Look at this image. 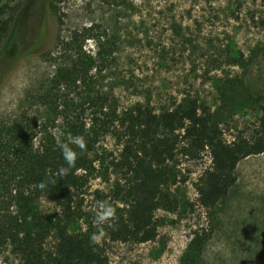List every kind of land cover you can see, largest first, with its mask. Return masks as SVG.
Here are the masks:
<instances>
[{
    "label": "rangeland",
    "instance_id": "obj_1",
    "mask_svg": "<svg viewBox=\"0 0 264 264\" xmlns=\"http://www.w3.org/2000/svg\"><path fill=\"white\" fill-rule=\"evenodd\" d=\"M52 3L53 8L42 3L39 12L18 24L16 3L0 0V26L3 21L10 25L0 41V125L45 114L41 92L69 64L71 42L94 51V42L81 36L82 28L93 24L98 28L95 33L113 40L116 48L92 88L111 93L120 108L143 101L157 109L192 95L210 109L225 139L252 133L264 101V0ZM13 41L20 44L14 56ZM55 130L62 132L59 124ZM100 145L114 155L121 147L110 136ZM210 164L207 151L195 159L177 153L170 185L177 208L156 212L157 236L148 242L112 241L102 230L104 264H181L196 232L208 240L195 264H264V152L238 163L236 183L211 210L199 204L195 190V182ZM116 176L113 172L109 181L90 180L86 210L97 213L95 190L111 193ZM38 205L46 213L58 210L46 198ZM47 246H54L53 237ZM0 264L20 260L6 251Z\"/></svg>",
    "mask_w": 264,
    "mask_h": 264
},
{
    "label": "trees",
    "instance_id": "obj_2",
    "mask_svg": "<svg viewBox=\"0 0 264 264\" xmlns=\"http://www.w3.org/2000/svg\"><path fill=\"white\" fill-rule=\"evenodd\" d=\"M12 1L15 22L21 24L23 8L31 0ZM45 1L35 0L37 12L42 3L53 8L55 0ZM104 1L122 6L127 0ZM9 26L8 21L1 22L0 41ZM82 30L83 40H92L95 49L86 52L83 44L70 43L69 64L39 96L45 114L0 125V256L8 251L20 264H104L101 243L89 240L102 230L112 241L154 240L156 212L174 211L178 205L170 192L171 163L177 153L195 159L208 152L211 164L198 177L195 190L199 204L211 210L236 183L238 163L264 152V101L252 133L231 140L224 138L210 109L192 95L157 109L143 101L120 108L111 93L92 88L112 62L115 42L95 33L98 28L93 24ZM19 49V42L13 41L10 54ZM58 124L60 134L55 130ZM70 136L83 138V152ZM108 136L121 146L116 155L100 145ZM60 142L77 153L75 166L63 176L59 169L67 165L57 146ZM113 172L117 176L111 193L94 192L100 205L107 201L114 208V216L101 226L95 223L96 214L85 209L84 195L91 179L109 181ZM42 181L43 189L37 187ZM41 198L58 210L42 211ZM49 237L54 238L52 247L47 246ZM207 240V235L196 232L181 264H195Z\"/></svg>",
    "mask_w": 264,
    "mask_h": 264
},
{
    "label": "clouds",
    "instance_id": "obj_3",
    "mask_svg": "<svg viewBox=\"0 0 264 264\" xmlns=\"http://www.w3.org/2000/svg\"><path fill=\"white\" fill-rule=\"evenodd\" d=\"M69 141L74 144L76 147L80 149L81 152L85 150V143L82 137L75 136L69 137ZM58 148L60 149L61 156L67 165V167H61L59 169V173L61 176L65 175L69 169L75 166V161L77 159V153L73 150V148L69 147L68 143L60 142L58 143ZM38 188L43 189L45 187V183L42 181L37 185ZM114 216V208L107 201H104L100 206L99 210L95 215V223L96 224H104L109 221ZM103 236L102 232L93 233L89 236V240L93 244H98L100 242L101 237Z\"/></svg>",
    "mask_w": 264,
    "mask_h": 264
},
{
    "label": "flooded vegetation",
    "instance_id": "obj_4",
    "mask_svg": "<svg viewBox=\"0 0 264 264\" xmlns=\"http://www.w3.org/2000/svg\"><path fill=\"white\" fill-rule=\"evenodd\" d=\"M34 2H35V0H31L29 2V5H26V7L23 8L24 9V11H23L24 14H23V20L22 21L26 22L27 16L28 15L31 16V15H33L35 13ZM21 24H22V22H21Z\"/></svg>",
    "mask_w": 264,
    "mask_h": 264
}]
</instances>
